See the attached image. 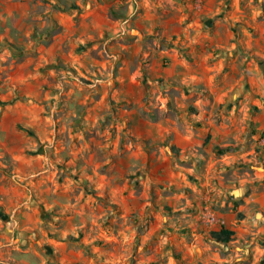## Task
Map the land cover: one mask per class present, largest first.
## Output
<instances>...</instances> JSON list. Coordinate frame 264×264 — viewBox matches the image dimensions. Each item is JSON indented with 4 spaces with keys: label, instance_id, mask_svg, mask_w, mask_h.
Segmentation results:
<instances>
[{
    "label": "rangeland",
    "instance_id": "1",
    "mask_svg": "<svg viewBox=\"0 0 264 264\" xmlns=\"http://www.w3.org/2000/svg\"><path fill=\"white\" fill-rule=\"evenodd\" d=\"M58 236L264 264V0H0V244L81 264Z\"/></svg>",
    "mask_w": 264,
    "mask_h": 264
},
{
    "label": "crops",
    "instance_id": "2",
    "mask_svg": "<svg viewBox=\"0 0 264 264\" xmlns=\"http://www.w3.org/2000/svg\"><path fill=\"white\" fill-rule=\"evenodd\" d=\"M60 235V234H59ZM62 239L59 238L58 236V250L57 256L59 255L60 258H66L69 263H81V264H88L86 261V257L84 253L79 249L77 246H74L73 248L70 249L69 253H64L66 249V243L61 241ZM7 245H10V242L7 243H1L0 244V264H43L44 261L42 262V257L38 256L39 258L37 261L31 260L30 255L28 254L29 251H27L24 255H22L21 258L16 259L13 262H10L9 259H11V256L13 255L14 251L13 248L11 247H6ZM4 246V247H3ZM14 256V255H13ZM26 257V258H25ZM66 259L64 260L66 262ZM95 264V262H93Z\"/></svg>",
    "mask_w": 264,
    "mask_h": 264
},
{
    "label": "trees",
    "instance_id": "3",
    "mask_svg": "<svg viewBox=\"0 0 264 264\" xmlns=\"http://www.w3.org/2000/svg\"><path fill=\"white\" fill-rule=\"evenodd\" d=\"M208 235L212 242L222 245L232 240L233 231L227 227L221 226L219 229L209 231Z\"/></svg>",
    "mask_w": 264,
    "mask_h": 264
}]
</instances>
